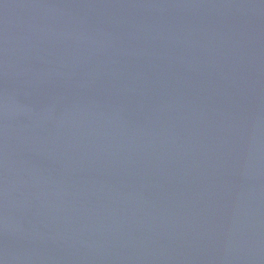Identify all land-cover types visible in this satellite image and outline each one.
Wrapping results in <instances>:
<instances>
[{"label": "water", "instance_id": "95a60500", "mask_svg": "<svg viewBox=\"0 0 264 264\" xmlns=\"http://www.w3.org/2000/svg\"><path fill=\"white\" fill-rule=\"evenodd\" d=\"M0 264H264V0H0Z\"/></svg>", "mask_w": 264, "mask_h": 264}]
</instances>
